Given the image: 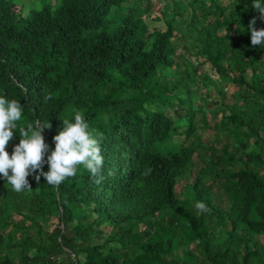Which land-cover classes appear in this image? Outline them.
I'll return each instance as SVG.
<instances>
[{
	"label": "trees",
	"instance_id": "obj_1",
	"mask_svg": "<svg viewBox=\"0 0 264 264\" xmlns=\"http://www.w3.org/2000/svg\"><path fill=\"white\" fill-rule=\"evenodd\" d=\"M253 2L170 0L151 19L147 0H54L27 15L0 0V97L21 103L18 126L49 122L50 154L80 112L104 158L100 184L82 166L59 186L30 175L21 193L0 177V264H264ZM179 36L193 41L181 52ZM200 87L222 98L215 122L192 109Z\"/></svg>",
	"mask_w": 264,
	"mask_h": 264
},
{
	"label": "clouds",
	"instance_id": "obj_2",
	"mask_svg": "<svg viewBox=\"0 0 264 264\" xmlns=\"http://www.w3.org/2000/svg\"><path fill=\"white\" fill-rule=\"evenodd\" d=\"M252 8L264 21V5L261 0H254ZM255 24L254 17L248 25L251 45H264V29L257 30ZM22 111L19 101L0 97V177L14 192L31 190L28 181L30 175L34 176L37 182L43 177L48 185L59 186L66 179L75 177L80 166L91 174L94 183L102 182L100 172L104 158L101 155L100 139L89 131V125L80 112H76L74 121L68 119L62 121V129L53 137L54 150L48 154L49 145L45 143L42 132L50 129L51 125L49 122L42 124L36 121L27 124L26 127L18 126L22 119ZM16 131L20 137L19 144L9 155L6 149ZM45 163L48 165L46 172L43 171ZM151 171L148 168L142 175L148 176ZM195 208L201 213L208 211L203 202H196Z\"/></svg>",
	"mask_w": 264,
	"mask_h": 264
},
{
	"label": "rangeland",
	"instance_id": "obj_3",
	"mask_svg": "<svg viewBox=\"0 0 264 264\" xmlns=\"http://www.w3.org/2000/svg\"><path fill=\"white\" fill-rule=\"evenodd\" d=\"M51 4L54 3V0H17V3H19L22 8L23 14L25 15V13L27 12V14L30 11L33 10H37L40 8V5L42 4V2H49ZM148 2H150L151 4V19L156 18L159 16V11L161 8H163L165 5H170V0H147ZM22 3V4H21ZM147 5V4H145ZM193 41L191 40V37L188 38V40H185L183 37L179 36V43L178 45L179 47V52H181V46L182 44H186V45H190L192 44ZM186 61L192 65V63L194 64V57L191 55L186 56ZM205 89L203 87H200L196 97H198V99H195L196 101L192 104V109L197 111V109L199 108L200 105H202V107L204 109L207 110V118L208 120L215 122L216 121V114L215 111L217 109H219L220 106V101L222 100V98L217 95L213 90H210L208 93L209 94H205ZM195 97V98H196ZM232 100L231 94L227 93L226 94V98L224 100V102H228ZM213 101H218L216 103H214ZM169 113L171 111H168ZM172 114V112H171ZM196 117L198 120H200L201 116L200 114L197 112ZM203 138L204 139H210L215 135L214 131H209V130H205L202 132ZM195 174V171L193 170V175ZM187 182H192V177L186 179Z\"/></svg>",
	"mask_w": 264,
	"mask_h": 264
}]
</instances>
